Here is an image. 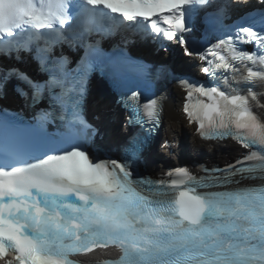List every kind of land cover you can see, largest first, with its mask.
Listing matches in <instances>:
<instances>
[{
	"label": "snow or ice",
	"instance_id": "snow-or-ice-1",
	"mask_svg": "<svg viewBox=\"0 0 264 264\" xmlns=\"http://www.w3.org/2000/svg\"><path fill=\"white\" fill-rule=\"evenodd\" d=\"M209 6L210 0H0V58L19 61L35 50L42 72L49 70L56 45L79 44L92 34L107 38L133 27L162 41V50L179 45L211 82L177 77L188 123L201 138L232 139L248 150L222 167L201 166L204 175L180 167L158 178L137 175L146 141L135 135L119 159H100L81 146L25 159L22 146L35 128L20 113L0 109L4 264H80L74 256L96 264L91 257L111 249L117 256L102 264H264V8L231 25L223 23L230 19L228 6L217 8V35L210 42L192 35L198 10ZM86 47L101 52L98 40ZM66 59L61 54V66ZM124 61L134 62L130 55ZM11 80L18 82L17 94L29 95L27 87L34 99L58 83L54 76L41 81L6 66L0 68V93ZM125 99L136 122L159 121L158 99L142 102L138 91ZM48 116L44 111L35 119L42 127ZM69 123L90 127L79 102Z\"/></svg>",
	"mask_w": 264,
	"mask_h": 264
},
{
	"label": "bare ground",
	"instance_id": "bare-ground-1",
	"mask_svg": "<svg viewBox=\"0 0 264 264\" xmlns=\"http://www.w3.org/2000/svg\"><path fill=\"white\" fill-rule=\"evenodd\" d=\"M181 92L179 89L174 88L173 99L180 100ZM179 104V103H178ZM178 104L174 103L167 107L164 114V125H163V136L165 138H170L174 140L175 144L173 148H167L164 146L162 148L163 153L168 155L170 159L177 160L184 158L186 160L197 155H204L205 157H213L216 154L225 153L221 158L226 159V152L235 150L231 142H226V144H219L213 146L212 144H206L198 136L193 133L192 127L187 125L184 115L180 111ZM189 137H186V134ZM161 150V151H162ZM171 150L173 153L171 154ZM166 160L156 157L153 164L152 173H156L161 170V167L165 164Z\"/></svg>",
	"mask_w": 264,
	"mask_h": 264
}]
</instances>
